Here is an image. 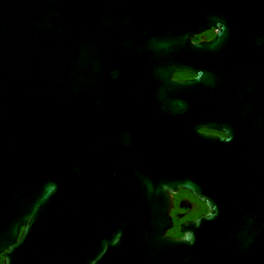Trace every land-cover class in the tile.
Listing matches in <instances>:
<instances>
[{"label": "water", "instance_id": "obj_1", "mask_svg": "<svg viewBox=\"0 0 264 264\" xmlns=\"http://www.w3.org/2000/svg\"><path fill=\"white\" fill-rule=\"evenodd\" d=\"M0 260L264 264V0H0Z\"/></svg>", "mask_w": 264, "mask_h": 264}, {"label": "flooded vegetation", "instance_id": "obj_2", "mask_svg": "<svg viewBox=\"0 0 264 264\" xmlns=\"http://www.w3.org/2000/svg\"><path fill=\"white\" fill-rule=\"evenodd\" d=\"M212 31L213 35L211 37H207L203 34H201L200 36H197L195 38H198L197 40H195L194 38V42H199L202 40H207L210 41L213 36H214V31ZM195 76L192 74H189L187 72H180V73H176L174 74L173 79L175 80H188V79H192ZM212 134V133H209ZM213 135H221V134H213ZM200 202L197 201L195 198H193L190 194H188L187 192L184 191H179L176 195H174L173 197V208L171 209V217L173 220V227L175 222H177L179 224V228L180 225L184 222H188L191 220H194L195 218L199 217L202 214H205V212H200ZM198 214V215H197ZM197 217H193L196 216ZM0 263L2 264V260H0Z\"/></svg>", "mask_w": 264, "mask_h": 264}, {"label": "trees", "instance_id": "obj_3", "mask_svg": "<svg viewBox=\"0 0 264 264\" xmlns=\"http://www.w3.org/2000/svg\"><path fill=\"white\" fill-rule=\"evenodd\" d=\"M203 35H205L207 37H211L213 35V33H212V31H207ZM197 39L198 38H195V40H197ZM200 131L203 132V133L219 134L217 132L208 131V130H200ZM200 209H201L200 212H202V213L203 212H205V213L207 212V209H206L205 205L202 204V203H200ZM197 215L193 216V217H197ZM167 235L170 236V237H181V235L179 233V224L177 222H175L174 227L171 230L168 231Z\"/></svg>", "mask_w": 264, "mask_h": 264}]
</instances>
